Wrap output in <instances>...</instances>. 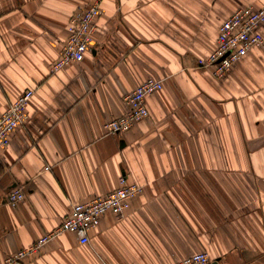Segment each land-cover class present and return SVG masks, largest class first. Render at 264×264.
I'll return each instance as SVG.
<instances>
[{
  "label": "crops",
  "instance_id": "1",
  "mask_svg": "<svg viewBox=\"0 0 264 264\" xmlns=\"http://www.w3.org/2000/svg\"><path fill=\"white\" fill-rule=\"evenodd\" d=\"M87 6L0 0V112L34 91L27 125L0 149V264L122 176L143 188L123 217L107 213L86 238L61 234L20 264H178L201 252L264 264V47L222 79L199 63L225 20L264 0H104L84 60L51 73ZM149 78L164 84L149 117L107 134ZM16 189L26 197L12 206Z\"/></svg>",
  "mask_w": 264,
  "mask_h": 264
},
{
  "label": "built area",
  "instance_id": "2",
  "mask_svg": "<svg viewBox=\"0 0 264 264\" xmlns=\"http://www.w3.org/2000/svg\"><path fill=\"white\" fill-rule=\"evenodd\" d=\"M104 0H88V6L78 10L68 25V38L60 51L58 60L51 67V73H58L67 66L80 63L93 44L97 30V20L103 13ZM264 24V8H241L235 11L219 27L216 49L206 59L199 63L206 69H211L215 77L222 79L229 75L233 67L245 58L254 48L264 47V36L261 26ZM163 82L149 78L140 84L126 98L128 112L107 124L104 129L107 134L118 136L129 132L139 122L149 117L146 99L160 92ZM34 96L33 90H27L4 112H0V149H6L11 143L12 134L27 125L30 117L29 103ZM50 168H47L49 170ZM120 187L104 197L94 198L85 203H72L69 213L60 226L51 234L42 237L35 246L22 250L10 256L3 264H20L28 256L39 251L49 241L64 233H80L85 238L101 224L107 213H113L118 218L124 216L131 199L139 195L142 186L130 183L125 176L119 179ZM22 189L11 191L8 204L17 206L24 201ZM178 264H213L206 252L188 257Z\"/></svg>",
  "mask_w": 264,
  "mask_h": 264
}]
</instances>
